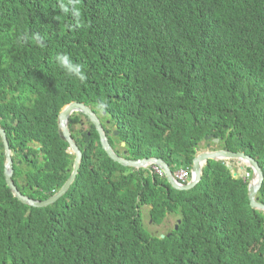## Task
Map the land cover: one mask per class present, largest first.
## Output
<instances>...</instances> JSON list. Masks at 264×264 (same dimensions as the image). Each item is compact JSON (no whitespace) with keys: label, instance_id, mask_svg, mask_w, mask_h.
<instances>
[{"label":"trees","instance_id":"obj_1","mask_svg":"<svg viewBox=\"0 0 264 264\" xmlns=\"http://www.w3.org/2000/svg\"><path fill=\"white\" fill-rule=\"evenodd\" d=\"M58 3L0 0V126L24 196L44 201L69 178L58 115L71 102L108 121L128 160L190 170L205 143L250 156L264 177V0H77L78 18ZM60 53L84 67V82L58 69ZM81 116L68 125L78 175L47 208L13 196L0 140V264H264L249 180L210 161L193 189L176 191L151 169L112 162ZM257 197L264 204V180ZM144 207L153 225L176 218L163 238L145 228Z\"/></svg>","mask_w":264,"mask_h":264},{"label":"water","instance_id":"obj_2","mask_svg":"<svg viewBox=\"0 0 264 264\" xmlns=\"http://www.w3.org/2000/svg\"><path fill=\"white\" fill-rule=\"evenodd\" d=\"M74 114L82 115L83 117L88 119L90 123L94 126L99 137L101 149L104 151L106 156L112 162L122 167L132 168L137 171L141 169H146L150 166L158 167L159 170L162 172L164 178L166 179L167 183L171 186L172 189L176 191H188L193 189L201 181L203 168L206 167L210 161L222 162V164H224L231 171L233 168L232 163H237L240 166L241 171L246 172L247 170H250L251 172V180L248 183V190H247V198L249 201L250 208L252 210H256L264 213V204L260 203L257 197L258 192L261 189L264 177L258 163L250 156H247L242 152L234 153L226 150L211 151L207 149L205 151H199L196 153L192 161V166L190 169V173H191L190 181L185 185H180L175 181L173 177V173L170 170L169 166L161 159L148 158V159L135 161V160H128L120 156L118 152H116L110 145L107 133L104 131L98 116L92 111L90 107L80 102H71L70 104L62 108V110L58 115V129L61 132L64 140L68 144L69 149L72 155L74 156V160L72 163V171L69 178L54 195H52L50 198L44 201H38L31 199L27 196H24L15 186L13 182V175H14V163L12 159L13 152L9 147V143L5 131L0 127V140L3 144L4 155H5V165H4L5 182L8 188L11 190L13 196L23 205H27L35 209L47 208L55 204L60 198H62L68 192L71 185L76 180L80 168V163L82 160V152L77 146L74 139L72 138V134L68 128L69 119ZM210 138L211 137H205V140H208ZM213 142L215 144L219 143L218 140H214ZM232 175L234 178H241L239 177V174L236 172L233 173ZM161 238H163V235L161 236Z\"/></svg>","mask_w":264,"mask_h":264},{"label":"clouds","instance_id":"obj_3","mask_svg":"<svg viewBox=\"0 0 264 264\" xmlns=\"http://www.w3.org/2000/svg\"><path fill=\"white\" fill-rule=\"evenodd\" d=\"M77 5V0H59V3H58V7L60 9V11L64 14H70L71 16L75 17V18H78L81 13L78 9V7L76 6ZM31 40L37 42L38 44H40V46H43V43H42V39L40 37V34L39 33H35L31 36ZM55 62H56V65L58 67V69L63 73L64 76H66L67 78H70V79H75L79 82H84L86 79H87V76H86V73H85V70H84V67L79 64V63H76L73 61L72 57L68 54V53H60V54H57L55 56ZM95 107H96V110L98 112H100L101 114H103L105 112V109H106V105L101 102V101H97L96 104H95ZM93 111V110H92ZM95 113V112H94ZM96 114V113H95ZM75 115V114H74ZM97 115V114H96ZM98 116V115H97ZM99 118V117H98ZM101 122V121H100ZM102 124V123H101ZM1 127V126H0ZM105 131V130H104ZM6 134V133H5ZM8 140V139H7ZM75 141V140H74ZM9 143V142H8ZM123 145V144H122ZM124 147V146H122ZM12 151V150H11ZM211 151H216V150H211ZM13 152V151H12ZM117 152V151H116ZM120 155V154H119ZM124 155H126L124 153ZM14 156V152H13V155H12V158ZM146 169H151L152 173L160 176L159 174H157L155 172V169H159L158 167H155V166H150ZM182 170H187L189 173H190V170L188 169H182ZM180 171V170H179ZM161 172V171H160ZM173 173V172H172ZM245 173H248V171H246ZM162 174V172H161ZM174 174L173 173V177H174ZM250 174V178L251 179V173ZM160 177H164L163 174L162 176ZM175 179V178H174ZM191 179V173H190V177L184 182V183H181L179 181H176L178 184L180 185H185L187 184ZM247 179V180H249ZM245 180V179H244ZM246 181V180H245Z\"/></svg>","mask_w":264,"mask_h":264},{"label":"rangeland","instance_id":"obj_4","mask_svg":"<svg viewBox=\"0 0 264 264\" xmlns=\"http://www.w3.org/2000/svg\"><path fill=\"white\" fill-rule=\"evenodd\" d=\"M81 121H82L83 125H85L86 127L88 126V124L86 123L85 118L82 117ZM103 124H104V126H102V127L104 129L105 125L108 124V121H105V122L103 121ZM104 130L106 132V128ZM112 132H114V134L117 135L116 130H113ZM109 136H110L111 139L113 138L112 134H110ZM120 145L122 146V143H120V144L117 143L116 144V146H115L116 150H120V153L124 154L125 153L124 152L125 151L124 147H120ZM232 165H234V163H232ZM239 177L245 179V172L242 171L241 174H239ZM245 180H247V179H245ZM250 180L251 179H249V182H250ZM141 215H142V218H143V223H144L145 228H147V231H149L150 233H152L154 235H165V233L167 231H169L173 227L175 222H176V218H174V215H173L172 217H169L167 220H165V222L163 223L162 226L153 225V222L148 217V208L147 207L143 208V211H141Z\"/></svg>","mask_w":264,"mask_h":264},{"label":"built area","instance_id":"obj_5","mask_svg":"<svg viewBox=\"0 0 264 264\" xmlns=\"http://www.w3.org/2000/svg\"><path fill=\"white\" fill-rule=\"evenodd\" d=\"M155 172L157 174H159L160 176H162L161 172L159 169H155ZM190 177V173L187 170H180L178 172H176L174 174V178L176 181H179L181 183H184L188 178ZM250 178V174L249 173H245V179H249Z\"/></svg>","mask_w":264,"mask_h":264},{"label":"crops","instance_id":"obj_6","mask_svg":"<svg viewBox=\"0 0 264 264\" xmlns=\"http://www.w3.org/2000/svg\"><path fill=\"white\" fill-rule=\"evenodd\" d=\"M211 146H209V145H206L205 143H203L202 145H201V150L200 151H205V150H211V148H210ZM233 166V168H232V174L233 173H238V174H240L242 171L240 170V166L237 164V163H234V165H232ZM233 176V175H232Z\"/></svg>","mask_w":264,"mask_h":264}]
</instances>
